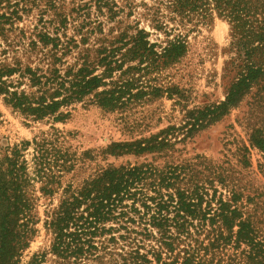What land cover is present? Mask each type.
Returning <instances> with one entry per match:
<instances>
[{
    "label": "trees",
    "instance_id": "trees-1",
    "mask_svg": "<svg viewBox=\"0 0 264 264\" xmlns=\"http://www.w3.org/2000/svg\"><path fill=\"white\" fill-rule=\"evenodd\" d=\"M5 1L0 0L3 37L21 18L16 7L1 6ZM167 1L178 14L197 15L203 21L216 15L229 22L230 51L235 58L224 68L225 97L216 104L191 109L179 102L184 120L180 127L169 126L145 138L113 141L104 149L109 155L167 157L176 143L227 114L252 88H257L259 98L264 96V0ZM154 27L163 29L159 21ZM164 32L163 44L151 43L148 32L140 29L128 39L122 35L109 47L79 49L74 41L63 45L58 37L39 31L26 48L30 56L43 51L37 65L18 58L12 64L0 61V97L31 121H62L69 114L64 110L77 103L124 112L165 93L170 96L175 94L173 89L160 84L152 73L177 63L187 51V41ZM85 41L83 38L82 45ZM74 49H79L77 59L63 67L64 58ZM6 52L2 50V54ZM179 97L184 99L183 94ZM175 132H182L180 140L175 135L171 139ZM250 142L264 153V130L253 131ZM33 143L39 150L47 142L34 138ZM12 155L5 156L9 167L0 174L4 210L0 264H18L20 251L34 234V182L36 177L42 180L39 174L29 176L18 153ZM66 162L64 157L62 164ZM164 165L109 166L76 186L67 182L64 187L63 174L73 171L75 165H62L59 204L46 212L44 221L52 235L50 251L70 264H264V217L248 213L236 196L214 199V168ZM49 184L40 187L45 196L53 195ZM209 190L213 191L211 197ZM121 241L122 252H116ZM41 261L34 256L29 264Z\"/></svg>",
    "mask_w": 264,
    "mask_h": 264
},
{
    "label": "rangeland",
    "instance_id": "rangeland-1",
    "mask_svg": "<svg viewBox=\"0 0 264 264\" xmlns=\"http://www.w3.org/2000/svg\"><path fill=\"white\" fill-rule=\"evenodd\" d=\"M5 4L16 7L21 16L13 30L4 37L0 35V61L10 64L15 58L31 61L32 65L40 62L43 51L30 56L26 50L39 31L58 37L63 45L74 41L79 49L109 47L121 40L122 35L128 39L140 29L148 32L151 43L163 44L167 37L164 31L169 37L181 35L187 41V51L177 63L152 73L175 94L165 93L152 101L145 100L124 112H107L93 104L77 103L64 110L69 114L62 121L52 118L31 121L5 105L0 97V174L4 175L9 167L5 156L12 157L16 152L19 161L25 160L29 176L39 174L42 179L36 177L34 182L36 223L32 227L35 231L20 251L18 264H29L34 256L42 259L38 264H70L50 251L52 235L44 225L46 212L58 206L62 187L67 182L76 186L109 166L146 163L165 166L168 162L212 167L214 199L231 200L236 196L248 213L264 217V153L250 142L253 131L264 130V96L259 98L256 87L227 114L176 143L167 157L150 153L113 156L104 152L113 141L145 138L169 126L180 127L184 120L179 102L191 109L224 99V68L235 58L230 51L231 29L226 18L213 15L210 21H203L197 15L178 14L167 0H7L1 6ZM26 9L30 11L25 13ZM158 21L163 25L161 30L154 27ZM83 38L86 41L82 45ZM4 49L7 52L2 54ZM79 49L64 58L63 67L75 62ZM174 135L176 140L183 136L182 132H175L171 139ZM34 138L47 143L37 150ZM64 157L69 162L62 164ZM69 163L75 168L63 174V186L58 188L61 166ZM204 177L207 178V173ZM46 182L54 189L52 196H45L40 190ZM209 193L211 197L213 191ZM3 212L0 199V217ZM122 243L117 244L116 252H122Z\"/></svg>",
    "mask_w": 264,
    "mask_h": 264
}]
</instances>
